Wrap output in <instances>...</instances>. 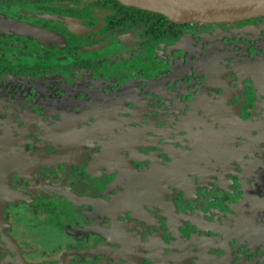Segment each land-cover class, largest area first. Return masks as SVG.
I'll return each instance as SVG.
<instances>
[{
    "label": "flooded vegetation",
    "instance_id": "obj_1",
    "mask_svg": "<svg viewBox=\"0 0 264 264\" xmlns=\"http://www.w3.org/2000/svg\"><path fill=\"white\" fill-rule=\"evenodd\" d=\"M0 264H264V15L0 0Z\"/></svg>",
    "mask_w": 264,
    "mask_h": 264
},
{
    "label": "water",
    "instance_id": "obj_2",
    "mask_svg": "<svg viewBox=\"0 0 264 264\" xmlns=\"http://www.w3.org/2000/svg\"><path fill=\"white\" fill-rule=\"evenodd\" d=\"M175 22L234 21L264 15V0H119Z\"/></svg>",
    "mask_w": 264,
    "mask_h": 264
}]
</instances>
